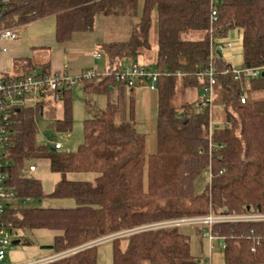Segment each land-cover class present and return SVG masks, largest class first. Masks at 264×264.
<instances>
[{
	"label": "trees",
	"instance_id": "1",
	"mask_svg": "<svg viewBox=\"0 0 264 264\" xmlns=\"http://www.w3.org/2000/svg\"><path fill=\"white\" fill-rule=\"evenodd\" d=\"M138 7L139 0H11L1 25L18 28L54 16L56 41L62 44L78 32L92 30L97 16L134 17ZM212 8L210 0H144L130 36L102 45L110 67L98 70L100 76L82 78L61 89L63 118L56 117L57 106L50 100L16 109L4 166L6 188L15 196L7 201L2 219L17 231L57 230L53 242L44 246L53 254L78 248L46 264H98L99 247L105 242L112 245V264H209L192 253L191 238L180 227L138 228L210 212L264 213V74L235 80L231 64L217 49L229 31L237 28L243 34L242 67L264 66V0H220L217 20H212ZM154 20L157 52L153 65L161 75L157 149L148 153L146 136L133 117L132 91L142 81L127 86L116 80L115 73L124 68L119 60L139 63V56L151 47ZM191 32L200 37L187 38ZM24 63L26 70L16 76L36 68L30 59ZM210 65L216 69L212 102L205 96L209 79L197 75ZM38 68L37 73H51L49 63ZM178 71L185 75H176ZM76 85L86 96L105 94L108 98L107 106L100 109L86 97L90 117L84 122V141L73 151L37 144L40 116L54 118L58 130L71 129ZM192 91L198 95L187 100ZM31 159L47 160L52 171L63 175L49 195L39 178L26 175ZM209 166L212 176L198 194L196 182L205 171L208 175ZM85 173L94 178L67 177ZM46 197L72 199L75 204L27 205L30 198L42 201ZM123 232L128 233L89 245ZM212 233L223 242L227 264L264 262V222L218 223ZM256 238L261 239L259 244ZM23 243L30 240L25 238Z\"/></svg>",
	"mask_w": 264,
	"mask_h": 264
},
{
	"label": "rangeland",
	"instance_id": "2",
	"mask_svg": "<svg viewBox=\"0 0 264 264\" xmlns=\"http://www.w3.org/2000/svg\"><path fill=\"white\" fill-rule=\"evenodd\" d=\"M143 1L139 0L138 14L134 17H117V16H97L94 23V28L92 30L80 32L78 35H74L69 42H67V47L69 54L71 56V62L82 63L84 64V70L88 71L89 66H93L92 69L103 70L109 64L110 59L103 49L102 45L105 42L113 40H126L130 36L133 25L139 21ZM21 27L19 26L17 30ZM200 37V33L191 32L187 35V38L196 39ZM228 41H232V44L237 48H241V37L238 33V29H232L228 34ZM150 43L151 47L146 50V52L139 56V63H148L153 65L156 59L157 52V37H156V21H153V26L150 33ZM94 52H99L101 57L96 59L93 57ZM226 50H223L222 53H225ZM74 54H77V57H74ZM240 54V53H239ZM119 63L122 67H125L131 63L129 59L119 60ZM141 63V64H142ZM96 65V66H95ZM238 68H241L242 65H238ZM150 80H143L142 83L137 86L134 91L131 92L130 88L127 89V93L134 95V111L133 117L136 121L138 130L145 134L146 136V147L148 153H154L157 149V140H156V127H157V111H158V102H159V92L157 89H150ZM203 94L202 91L199 92V95ZM128 95V96H129ZM198 93L192 91L188 93L187 100H193L196 98ZM182 95L178 96L180 101ZM86 97L91 99L92 103L95 104L98 108L103 109L107 106L108 98L105 94H92L91 96H86L84 90L81 86H75L72 93V127L69 130H58L54 127L53 121L54 118L49 117L48 115L40 116L38 119V130L36 134V142L39 145L43 146H54V142H60L62 144L63 151H73L84 141V122L87 118L90 117L89 107L86 104ZM130 100V99H129ZM57 106L56 117H64V107L63 102L54 103ZM129 105V101H126V106ZM47 134L49 136L47 137ZM35 164L37 170L35 172L29 171L28 167L30 164ZM205 165V163L203 164ZM206 174V171H205ZM202 175L196 182L197 184V193L202 194L206 184L209 182L208 175ZM26 175L37 177L42 182V188L46 195L52 193L56 182L63 177L59 172H54L51 170L49 161L47 160H34L31 159L27 162V171ZM69 179H85L92 180L94 178L93 174H68ZM44 198L42 201L38 199L30 198L27 200L28 206H43L45 204ZM181 231L189 234L191 237V243L193 247L194 254L207 261L211 262L212 252H216L221 257L223 254V246L221 239L213 237L211 240L205 232L203 226H183L180 227ZM21 232V231H19ZM28 239L32 241L29 244L23 243L22 245L15 246V250H27L40 248L42 245H49L53 242L55 235L58 233L57 230L49 228H39L31 231H26ZM15 240V239H14ZM13 240V241H14ZM99 248V251L102 252L110 248L109 243H103ZM8 256V254H7ZM106 253L100 256L99 264H106ZM148 264V263H146Z\"/></svg>",
	"mask_w": 264,
	"mask_h": 264
},
{
	"label": "built area",
	"instance_id": "3",
	"mask_svg": "<svg viewBox=\"0 0 264 264\" xmlns=\"http://www.w3.org/2000/svg\"><path fill=\"white\" fill-rule=\"evenodd\" d=\"M212 3V20H217L216 7L220 0H210ZM11 0H0V50L7 51L5 43L8 41L16 40L19 37L17 27L3 28L1 25L2 14L6 11L7 6ZM232 42L219 43L217 45L218 50H225L227 47H231ZM96 58H100L99 52L95 53ZM230 72L233 73L235 80H240L242 77L255 78L260 76L264 72V66L257 67H241L238 68L231 65ZM228 72V70L224 71ZM216 69L213 65H210L204 71L198 72V77L201 80L209 79V85L205 89L206 101L212 102L213 99V85L215 84ZM102 74H109L108 72ZM161 73L156 69L154 65H142L139 63H133L124 67L120 71L115 73L116 80L127 86H134L137 82L145 79L150 80V89H157V81ZM178 76L185 75L183 72L178 71ZM100 76L97 69H89L79 75H71L67 72H51V73H30L22 76L6 77L0 69V264L6 262L7 254L13 247V240L20 238V232L16 229L9 227L2 219L5 205L7 201L14 199V192L9 191L6 188L7 175L4 171L6 166L7 148L9 144V133L12 124V116L17 108L36 106L37 103L44 100H50L53 103L60 102L62 100L61 89L65 87L74 86L82 78H94ZM242 102H245V97L242 98ZM55 148H62L60 142H54ZM37 166L31 164L29 171H35ZM207 174L211 178V167L207 169ZM25 203V201H24ZM226 222H264V213L248 211L245 213L234 214L220 211L218 213L210 212L207 215L191 216L174 218L153 224L144 225L138 230L151 229V228H164V227H183V226H203L207 236L210 239L218 236L212 233V226L218 223ZM133 231V230H132ZM253 233V230L251 231ZM125 233L110 235L105 238L96 240L89 245L100 244L105 241H109L115 236H122ZM260 238H256V242L259 244ZM223 243V242H222ZM223 245V244H222ZM78 248L66 250L61 253H55L51 256L41 258L31 262L17 263V264H46L61 257L67 256L75 252ZM255 250V247L253 248ZM7 264V263H5Z\"/></svg>",
	"mask_w": 264,
	"mask_h": 264
},
{
	"label": "crops",
	"instance_id": "4",
	"mask_svg": "<svg viewBox=\"0 0 264 264\" xmlns=\"http://www.w3.org/2000/svg\"><path fill=\"white\" fill-rule=\"evenodd\" d=\"M20 27L21 28L18 30L19 33L18 39L8 41L5 43V46L7 47V51L0 50V69L2 70V73L4 75L8 74L10 77H12V76H16L20 72L25 71L27 65L24 62L29 59L32 60L36 66V68L33 70V73L40 72L41 69L38 68V66L45 63L50 64L49 70L51 72H56V73L67 72L71 75H79L85 72L84 64L77 63V61L70 63L71 56L68 51L67 42L60 44L56 41V18L54 16H48L38 20H34ZM79 33L80 32L76 33V35H78ZM238 33L241 37V43H242V37H243L242 30L238 29ZM228 38L229 37H227L224 40V42H227ZM113 41H109V42H113ZM106 43L108 42H105L103 44ZM225 50L226 52L222 54L224 59L228 63L236 67L238 65L243 64L242 46L239 49L236 46L232 45L231 47H227ZM95 53L97 52L93 53L94 58H96L94 56ZM77 56H78L77 54H74V57ZM142 64L149 65L148 63H142ZM109 67H110V62L103 70H106ZM88 68L92 69L93 66H89ZM44 202H45V204L43 205L44 207H72L75 204L74 200L72 199L48 198L45 199ZM25 238H28L26 231H21L20 238L15 239V240H19L20 242L18 244L13 243V247L8 252V256L6 259L7 264L31 262L53 255L50 249L44 247L45 245L40 246V248H34V249L29 248L27 250H18V251L15 250V246L20 244L22 245L23 240ZM30 242L32 243L31 240ZM102 245L104 244H101L100 247ZM108 247L110 248V250L106 248V250H103L102 252H100L101 250L99 251L98 264L100 263V256H102L105 253H106L105 263L112 264V245L110 244V246ZM191 250L192 253L194 254L192 243H191ZM210 259L211 262L209 264H227L224 258V252L221 257L219 256V254H216V252H212ZM259 264H264V262Z\"/></svg>",
	"mask_w": 264,
	"mask_h": 264
},
{
	"label": "water",
	"instance_id": "5",
	"mask_svg": "<svg viewBox=\"0 0 264 264\" xmlns=\"http://www.w3.org/2000/svg\"><path fill=\"white\" fill-rule=\"evenodd\" d=\"M219 54H220V55H223L221 51H219ZM263 74H264V72H263ZM48 136H49V134H47V137H48ZM248 209H249V208H248ZM19 242H20L19 240H14V241H13L14 244H18ZM5 263H6V262H4L3 264H5Z\"/></svg>",
	"mask_w": 264,
	"mask_h": 264
}]
</instances>
